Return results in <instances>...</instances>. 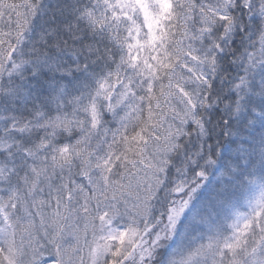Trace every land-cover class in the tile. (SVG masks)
<instances>
[{"label":"snow or ice","instance_id":"obj_1","mask_svg":"<svg viewBox=\"0 0 264 264\" xmlns=\"http://www.w3.org/2000/svg\"><path fill=\"white\" fill-rule=\"evenodd\" d=\"M0 264H264V0H0Z\"/></svg>","mask_w":264,"mask_h":264}]
</instances>
